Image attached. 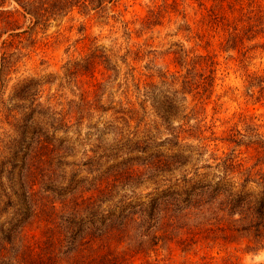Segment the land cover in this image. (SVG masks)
I'll list each match as a JSON object with an SVG mask.
<instances>
[{
	"label": "rangeland",
	"instance_id": "rangeland-1",
	"mask_svg": "<svg viewBox=\"0 0 264 264\" xmlns=\"http://www.w3.org/2000/svg\"><path fill=\"white\" fill-rule=\"evenodd\" d=\"M5 10L22 11L16 0H7ZM251 11L254 25L264 27V0H118L100 11L76 6L47 28L31 30L26 21V33L9 38L13 45L0 83V255L5 247L10 253L20 245L19 264L53 263L43 232L46 215L39 214L55 201L59 206L62 192L92 199L89 213L98 219L107 210L118 212L164 192L183 193L197 181L223 178V167L232 168L229 158L242 163L235 170L264 172V93L253 83L264 73V39L259 31L256 40H245L235 51L225 30L238 20L242 25L241 15ZM6 39L0 35V65ZM193 67L209 84L192 88ZM87 102H98L103 117L84 113ZM130 103L136 105L132 120L120 115L125 121L116 122L109 109H129ZM98 128L111 134L100 142L88 136ZM48 133L72 149L53 160L39 156L35 139ZM145 143L151 146L148 156L189 158L182 167L142 180L146 156L133 151ZM133 156L138 158L126 168L132 177L115 182L124 173L114 166ZM105 184L111 193L100 206L95 195ZM136 228L128 227L127 237L146 235ZM159 230L157 224L152 233ZM225 232L210 245L181 235L164 238L151 259L155 264H264V249L250 252L248 232L230 230L223 239ZM130 247L138 248V242ZM150 251L145 244L143 252ZM63 258L56 264L74 263ZM139 258V263L146 260Z\"/></svg>",
	"mask_w": 264,
	"mask_h": 264
},
{
	"label": "trees",
	"instance_id": "trees-1",
	"mask_svg": "<svg viewBox=\"0 0 264 264\" xmlns=\"http://www.w3.org/2000/svg\"><path fill=\"white\" fill-rule=\"evenodd\" d=\"M16 1L22 11L16 10L13 13L5 10L7 0H0V35L1 37L8 35V39L2 43L3 55L0 65V83L6 76V64L8 61L6 55L9 53V48H12V39L26 33V31H23L26 21L30 20L31 30L47 28L51 20L63 13L71 12L76 6L84 10L94 9L100 11L106 9L108 4L115 3L118 0ZM15 14H18V17ZM252 14L253 11L247 14L244 13L241 17L246 19L242 21V25L241 20H238L237 23L235 22L234 25H229L225 29L228 32L227 44L230 49L233 48L237 51L238 45L244 48L245 40L253 41V38L256 40L257 36H259V31L262 34L261 40L264 39V27L254 25L253 20L255 18ZM20 31L22 32L20 33ZM10 37L12 38L11 40H9ZM261 44L264 46L263 43ZM190 71L191 79L189 80L192 88L200 89L205 87L207 83L209 84V81L200 80L201 75L196 72L194 67ZM253 79V83L260 88L261 93H264V73L256 75ZM135 86L140 89L139 85ZM97 103L95 105L89 102L86 103L84 113L90 118L93 113H100L101 118L103 117V107L97 105ZM128 106L129 109L118 106L109 109L113 113L112 117L115 118L116 122L125 121L123 117H119L120 115L129 116L130 121L132 120L131 115L136 113V105L130 103ZM105 111L107 112L106 109H104ZM116 129L119 131V128ZM97 131L96 134L91 133L88 136L96 137L98 142L103 136L111 134L99 128ZM35 142L37 146L39 145L35 148L39 156L46 155L49 158L52 157V160L54 154L64 153L66 150L70 151L72 149L68 147L69 144L64 143V140L53 139L49 133L41 136L38 140L36 138ZM117 142L119 143V140ZM230 142L239 145L240 141L233 140ZM136 146L133 152L146 156L141 162L143 168L141 171L139 170L138 175L142 180L154 177L157 173L164 174L173 171L177 167H182L189 158L179 153L171 155L155 153L148 156L150 144L145 143ZM41 150H43L42 153ZM91 152L95 154L93 148ZM136 158L138 157H130L114 166L115 169L124 173L121 178L117 177L115 182L116 180L120 182L125 176L132 177L133 173L126 172V168L134 163ZM59 161H61L60 158L56 160V164ZM227 161H230L229 168H232L226 169L227 167H223V178L215 177L209 181H197L193 184L191 183L183 193L175 192L171 194L170 192H164L160 194L161 196L154 197L146 203H140L136 207L131 205L128 207L121 206L118 212L107 210L101 216H98V219H94L93 215L89 213L91 208L95 207L92 199L85 200L80 195L76 199V197H72L73 195L65 196L62 192L57 195L60 200H63H59V206H57V201H55L50 205L49 209H44L43 213L39 214V217L41 214H45L47 220L46 222L43 221L45 226H43V232L44 234L46 233L44 236L46 237L45 242L51 248L48 261L56 264L63 256L68 258V260L73 259V264H155L150 254L157 251L165 240L164 238H176V236L179 237L181 235L188 237L190 240H195V242L203 240L204 243L210 245L214 243L215 239L220 238L219 233L225 230L224 237L221 238L226 239V237H229L228 231L230 230L238 233L248 232L247 234L252 236L251 246H249L250 252L263 250L264 172L257 170L255 167L235 170L238 167H243L242 163L238 162V160L235 161V158H229ZM48 164H51L50 160H48ZM40 172V176L46 175V169L43 164L40 166ZM239 175H241L240 179L237 177ZM74 182L75 179H72L65 190H68ZM111 185H115V183ZM104 186L106 187L99 189L97 195H95V202L100 206L104 204L102 198L107 197L111 193L110 184H105ZM48 188L49 191L57 194V188L50 186ZM117 208L119 209V207ZM189 221L192 225H189ZM157 224L160 226L159 234L152 233ZM232 226L234 228H230ZM235 226L237 227L235 228ZM128 227L131 229H137L136 227L139 229L143 228L146 235L141 234L138 238L132 235L127 237L125 231ZM215 231H217L216 234H214ZM5 237L8 240L11 238L9 235ZM145 238L149 239V241L147 242ZM133 240L138 242V248L130 247ZM145 244L150 248V253L143 252ZM123 245L128 246L126 250L128 252L125 251L124 253L120 250ZM141 256L146 260H142L139 263L141 260L139 257ZM20 259H23L20 245L12 247L10 253L9 249L5 247L3 255H0L2 264H19L21 262ZM43 264L45 263L43 262Z\"/></svg>",
	"mask_w": 264,
	"mask_h": 264
}]
</instances>
